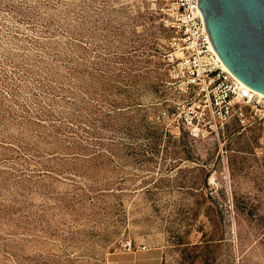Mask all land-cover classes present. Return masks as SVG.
I'll return each mask as SVG.
<instances>
[{
	"label": "rangeland",
	"instance_id": "rangeland-1",
	"mask_svg": "<svg viewBox=\"0 0 264 264\" xmlns=\"http://www.w3.org/2000/svg\"><path fill=\"white\" fill-rule=\"evenodd\" d=\"M150 0H0V264H264V104L217 135Z\"/></svg>",
	"mask_w": 264,
	"mask_h": 264
},
{
	"label": "built area",
	"instance_id": "built-area-1",
	"mask_svg": "<svg viewBox=\"0 0 264 264\" xmlns=\"http://www.w3.org/2000/svg\"><path fill=\"white\" fill-rule=\"evenodd\" d=\"M162 14L161 24L172 33V51L179 52L171 69L180 79L183 91L194 103L188 108L185 122L190 136H196L201 123L208 133L216 134L238 116L237 109L255 107L261 103L257 94L223 72L220 61L208 39L198 0H150Z\"/></svg>",
	"mask_w": 264,
	"mask_h": 264
},
{
	"label": "water",
	"instance_id": "water-1",
	"mask_svg": "<svg viewBox=\"0 0 264 264\" xmlns=\"http://www.w3.org/2000/svg\"><path fill=\"white\" fill-rule=\"evenodd\" d=\"M198 9L219 61L264 96V0H198Z\"/></svg>",
	"mask_w": 264,
	"mask_h": 264
},
{
	"label": "crops",
	"instance_id": "crops-1",
	"mask_svg": "<svg viewBox=\"0 0 264 264\" xmlns=\"http://www.w3.org/2000/svg\"><path fill=\"white\" fill-rule=\"evenodd\" d=\"M120 264H160V262L156 252H139L128 255L126 262L122 260Z\"/></svg>",
	"mask_w": 264,
	"mask_h": 264
},
{
	"label": "bare ground",
	"instance_id": "bare-ground-1",
	"mask_svg": "<svg viewBox=\"0 0 264 264\" xmlns=\"http://www.w3.org/2000/svg\"><path fill=\"white\" fill-rule=\"evenodd\" d=\"M212 52L213 53H215L214 52V50L212 49ZM180 55H178V57H179ZM217 59H218V57H217ZM219 60V59H218ZM220 68H221V70L223 71V72H226V73H228V74H230L231 75V73L226 69V67L220 62ZM232 77H233V75H231ZM234 78V77H233ZM257 94V96L260 98V100H261V102L264 104V96L263 95H261V94H259V93H256Z\"/></svg>",
	"mask_w": 264,
	"mask_h": 264
}]
</instances>
